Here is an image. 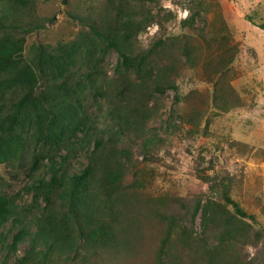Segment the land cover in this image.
<instances>
[{
    "label": "rangeland",
    "instance_id": "rangeland-1",
    "mask_svg": "<svg viewBox=\"0 0 264 264\" xmlns=\"http://www.w3.org/2000/svg\"><path fill=\"white\" fill-rule=\"evenodd\" d=\"M128 18L147 24L124 45L133 57H143V76L115 74V51L103 57L101 89L98 81L89 89L86 71L75 69L72 86L81 85L74 99L88 120L72 145L66 142L58 152L80 149L84 131L88 143L102 134L107 139L115 123L110 114H119L121 132L114 129L112 147L101 151L102 192L111 200L96 216L114 241L86 246L71 260L54 253L47 263L176 264L180 253L191 264L180 230L197 232L200 213L191 220L190 208L211 199L230 212L231 202L243 211L253 233L235 254L264 264V0H35L25 9L6 3L0 37L23 40L22 55L29 60L32 46L52 50L80 33L99 46L104 20ZM16 25L34 29L21 33ZM42 148L43 139L32 138L19 158L0 165V193L13 197L16 186L25 185L21 174L33 150ZM79 160L77 167L85 166L86 159ZM30 202L23 198L25 208ZM58 203H50L51 213ZM59 207L73 231L83 227ZM27 249V243L19 245L17 257Z\"/></svg>",
    "mask_w": 264,
    "mask_h": 264
},
{
    "label": "trees",
    "instance_id": "trees-1",
    "mask_svg": "<svg viewBox=\"0 0 264 264\" xmlns=\"http://www.w3.org/2000/svg\"><path fill=\"white\" fill-rule=\"evenodd\" d=\"M5 2L14 9H25L35 0H0V9ZM115 11L123 17L120 7ZM103 22L107 26L104 34L99 35L104 39L99 46H93L94 39L80 33L72 42L52 50L42 45L32 46L29 60L22 55L23 40L8 35L0 37V165L19 158L32 138L43 139L42 151L35 154L33 150L29 165L21 174L26 179L25 185L19 183L13 197L0 193V264H48L49 255L54 253L58 258L71 260V255L75 259L80 252L88 251L86 246L95 248V244L114 241L111 228L96 216L111 200L102 192L101 166L105 157L101 151L107 144L112 147L117 134L114 129L121 132L123 121L119 114H110L115 123L109 128L111 133L107 139L102 134L88 143L84 131L86 140L80 149L67 147L66 154L58 155L66 142L72 145L88 120L87 112L77 102L79 99H74L80 90L76 87L81 85L72 86L75 69L86 71L88 87L92 90L97 81L101 83L99 88H103L105 82L100 78V69L109 51L117 52V75L128 71L141 77V68H146L143 57H133L128 47H124L145 28L146 21L128 18L125 23ZM15 27L21 33L34 29L33 26ZM79 59H83V64H79ZM80 157L86 159L81 168L77 167ZM52 195L55 196L51 198ZM24 197L31 198L26 208ZM54 198L59 200V205L51 213L50 203ZM41 202L45 205L43 208ZM231 204L234 212L226 204L211 199L197 200L190 208L191 220L200 213V226L197 232L180 230V242L192 252L185 256L191 264H251L238 258L235 246L246 244L244 241L253 233V227L243 222L245 214L237 204ZM59 206L68 208L73 221L83 227L73 231L69 221L60 216ZM259 237L255 235V240ZM24 243L28 249L17 257V248ZM179 254L174 257L176 264H185L183 255Z\"/></svg>",
    "mask_w": 264,
    "mask_h": 264
}]
</instances>
